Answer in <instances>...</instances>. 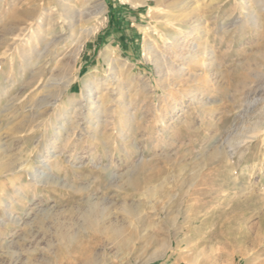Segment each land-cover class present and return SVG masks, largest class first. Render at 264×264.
Returning <instances> with one entry per match:
<instances>
[{
  "label": "rangeland",
  "instance_id": "1",
  "mask_svg": "<svg viewBox=\"0 0 264 264\" xmlns=\"http://www.w3.org/2000/svg\"><path fill=\"white\" fill-rule=\"evenodd\" d=\"M63 1L78 8L91 2L96 16L84 26L98 25L66 75L55 63L68 61L69 44L47 58L39 83L30 76L37 59L30 53L23 59L22 45L7 56L0 51V200L19 202L10 179L26 197L13 212L19 223H0V264H264V131L231 158L217 151L226 139L235 144L246 127L263 121L264 94L253 96L252 90L264 87V0L255 4L254 26L239 0H187L206 21L192 36H180L183 46L175 54L164 52L171 60L168 76L158 75L143 43L146 34L156 45L162 41H154L160 37L159 16L171 17L173 10H156L152 1L153 11L148 5L101 0L102 14L98 0ZM36 8L43 12V0H4L0 47L15 28L12 19L25 27ZM197 37L198 43L206 40L208 52L190 62L188 45ZM40 39L36 51L42 57L43 29ZM110 60L117 73L106 77ZM25 63L30 67L22 75ZM86 75L99 78L95 100L100 103L94 106L86 105L77 82ZM67 78L71 85L64 90L60 85ZM43 79L58 86L43 90ZM173 81L179 83L168 86ZM55 91L65 108L54 107L30 135L14 134L26 111L41 107L43 97ZM209 101L214 103L203 105ZM26 160L37 171L46 160L45 174L57 183H32L21 170ZM10 169L20 184L2 173ZM94 206L99 213L88 216ZM164 243L170 245L167 252Z\"/></svg>",
  "mask_w": 264,
  "mask_h": 264
},
{
  "label": "bare ground",
  "instance_id": "2",
  "mask_svg": "<svg viewBox=\"0 0 264 264\" xmlns=\"http://www.w3.org/2000/svg\"><path fill=\"white\" fill-rule=\"evenodd\" d=\"M122 1L129 2L132 5H134V7L135 6H144V5L149 6L148 2L152 1L154 3L153 7L155 6L156 10L160 9V8H168L170 10H173V15H170L171 17H168L167 15L161 16L160 14H158L161 16V17L159 16V19L162 20V23H161V26L159 27L160 31L159 30L158 31L155 30V31H156V34L160 37L157 38L158 40L154 39V41H156V43L161 39H162V41L159 42L158 45H156L155 43L152 42L153 41V40H151L152 37L151 36L149 37V34H146V39L144 40V43H143L144 56L148 60H151L153 64H155L156 69H157L156 71H157L158 75L159 74H163V75L166 74V76H168L169 72H171V69H172V68H170L171 67V60L167 59L164 52L169 51L171 54H175L176 50H178L179 48H181L183 46L181 41H179L180 36L185 34V35H187V37H190L193 35V33L195 31L197 32L199 30L198 27H199L200 23L202 21H204V22L206 21V20H204V18H205L204 13L202 14V12H200L199 8L196 5L194 6L193 3H191L190 1H187V0H122ZM244 1L245 0H239L238 4L241 7V9L245 12V17L247 18V22L250 25L254 26L255 23L253 20H254L255 4H257V6H259V5H261L260 3H262L263 0H251L250 4H248V5H246V1L245 2ZM3 2H4V0H0V9L3 6ZM69 2H64L63 0H43V12L41 10H39L38 8H36L35 11L33 10V11L29 12L27 14V16H28V18L30 17L31 21L29 24H25V27L19 28L17 18L12 19V24L15 28L10 30V32L6 34V37H8V38H5L3 41H1V42H3L1 44V47H0V51H2L1 52L2 55L7 56L12 50H14V49L17 50L18 45H22L24 48V53H22V55H21L23 59H25V57L28 58L29 53H30L31 57L34 56L37 59V62L35 64V68H33V70H30V74H31L30 76H31V78H35V83L36 82L39 83L42 76H43V78L45 77L44 74L46 71V66L48 64V62H46L47 58L54 55L55 52L57 51V49H59V47H61L63 50H65L66 45L69 44L70 48H69L67 54L64 53L66 56V57L64 56V58H65V60H68V61L64 62V60L62 61L60 59H57V62L55 63L56 67H58L60 70H62V72L66 75L68 73L69 69L72 70L73 67L75 66V64H77V60L80 56V52L82 51L85 43H87L90 40V38L93 37L95 35V33L97 32L98 25L84 26L85 24H87V22L89 20H91L94 16H96V14H94L90 10L92 3L86 2L83 5L81 4L82 6L80 8H78V7H76V5H72V4H70L71 2L70 3ZM98 2H100L99 6H100V10L102 11V14H103V12L105 11V7L102 4L101 0H98ZM220 4H221V1L216 2L213 6V9L218 8ZM153 7L149 6V9L151 11H153V9H155ZM263 11H264V9H263ZM102 14L100 15V18L96 17L97 20H100L103 18ZM212 14H214V13H212ZM211 16H213V15H211ZM177 22H179L180 24H176ZM166 23H171L170 28H167L165 26ZM95 24H96V22H95ZM75 28L77 29V31H76V33L73 34V31H75ZM42 29H43V56H42L43 57V68H38V66H41L42 63H40L41 62L40 61L41 56H40L39 50H38V52L36 51V47L40 43V40H41L40 37H41V30ZM63 30L69 31V33L65 34L63 36L62 35ZM223 30L224 29H222V31ZM176 31H178V34ZM223 32H225V31H223ZM151 33H153V32H151ZM208 33H209V29L206 30V32L202 33V38H205V36ZM221 34H222V32H221ZM200 36H201V34H200ZM200 38L201 37L195 38L196 43L190 42L188 45L189 51L187 52L186 58L190 62L193 61L194 57L196 56L195 54L200 53L201 55H205L208 52V48L205 45L206 40L203 39L204 42L198 43V41L201 40ZM18 52H17V54H18ZM56 56H59V55H56ZM53 57H55V56H53ZM50 59H52V58H50ZM68 62H70V64ZM25 64L26 65L23 67V69H21L22 75L25 74L29 69L28 67H30V66H28V64H30V63H25ZM108 64H109L108 73L109 72L110 73L111 72L117 73L116 70L114 68H112V65H111L112 60H110ZM181 71H182V68L175 69V72L173 74H175L176 76L177 75L179 76V74L181 75ZM75 73L78 75L79 70L76 69ZM108 73H106L107 74L106 77H108V76L110 77L111 74L110 73L108 74ZM76 74L74 75L73 79L75 78ZM173 78L175 79V77H173ZM48 80L45 82L43 79V82H44L43 86H42L43 90L48 91L49 88H53L55 86H58L57 84L55 85V84L48 82ZM98 80H99L98 77L89 76V75L82 76L81 78H79V77L77 78V82L85 91V96H86L85 101H86L87 106H92V105L94 106L95 103H100V101H98L99 98L98 99L96 98V100H95V93L99 88V81ZM177 82L179 83V81H177ZM177 82L173 81L168 86H170V85L175 86V85H177ZM53 83H54V81H53ZM30 85L31 84L28 83V86L26 85L27 88H29ZM70 85H71V81L67 78V81L63 82L60 85V87L64 88V90H66L69 88ZM119 86H121L120 81L117 82L116 88H118ZM62 88H59V89H62ZM93 91H95V92H93ZM252 91H253V96L259 95V94L262 95V94H264V87L263 86L255 87V89H253ZM60 94H61L60 91H55V92L50 93L49 97L48 96L43 97V100L41 101V104H42L41 107L35 109L34 111L31 110L32 108L31 109L28 108L29 110H27L26 114H25L26 117H24L22 120H20L18 122V124L13 127L14 128V134H18L21 136L30 135L31 133L35 132V130L42 128L46 116L49 114V111H51L54 107L59 106V108H60V106H61L62 108H65V104L62 103L63 101L61 103H59L60 102V100H59ZM109 102H111V100ZM213 103H214L213 101H209V102L204 103L203 105H211ZM250 105H252L251 107H255L254 103H252V102L250 103ZM81 107L82 106L77 107L78 111L80 110ZM121 108H123V107H121ZM41 109H42V112L39 111ZM38 111L40 113H38ZM60 112H61V110H60ZM125 112L126 111H125V107H124V111H122V113H125ZM93 116L95 118H97L98 112H94ZM254 118H255V116H254ZM261 118L263 120L261 123L256 121L258 123H254L253 127L251 129H249L247 127H246L247 129L245 128V130H247V131H245V130L244 131L247 132L246 133L247 135L245 134V135L241 136L240 141L236 142L235 144H232V142L230 140L226 139L225 142H222V144H220V146L218 148L216 147L217 151L222 152V153L224 151V153H226V154L228 152L229 157L231 158L232 155L234 154V152L237 151L240 146H242V145L244 146L247 142H251L252 140L258 138L264 131V117H261ZM10 130L12 131L13 129L11 128ZM68 138H70V137L68 136ZM227 141H230V143ZM45 161L46 160L40 161V163L42 164V169L50 171V168L47 166L48 164H46ZM4 168H6V167H4ZM21 170L24 171L25 174L28 175V177L30 178V181L36 185H38V184L49 185V184H56L57 183V179L54 178L53 176H51L50 174H45L44 170L37 171V169H35L34 166L29 162V160H26L25 162L22 163ZM2 173L4 175H6V173H10L11 176L17 178L16 180L18 181L19 184L21 183L20 178L16 177L15 172H13V170H11V169L6 170ZM127 180H129V179H127ZM8 181L11 184V186L14 188V190H15L14 195L18 197L17 199H19V202L15 201L12 198L7 203L0 200V208L2 209V211L4 213V220L0 219L1 220L0 223L4 226H8L9 224H18L19 223V219L14 218L13 212L16 209H20V207H21L20 202H23L26 200L25 195L21 192L23 190H19L16 187L15 184H17V183L13 182L11 179ZM235 186H237V185H235ZM194 190H195V192L194 191L193 192L198 196L199 195L202 196L205 194L204 193L205 190L201 189V191H204L203 194H201V192H199V191L196 192V190H198V189H194ZM96 211L97 210H96L95 206L90 207L89 212H88V216L94 215ZM96 213H99V212H96ZM85 221H86V219H85ZM94 221L96 222L97 220H94ZM103 223H104V221H103ZM112 225L113 224L111 223V226ZM106 226H105V228H107ZM102 229H103V226H102ZM102 231L104 232V230H102ZM113 232L116 236H118V230L116 228L113 229ZM71 240H69V241H71ZM125 241H126V239H125ZM169 247H170V245L168 243H164V251L165 252H167ZM164 255H165V253H164Z\"/></svg>",
  "mask_w": 264,
  "mask_h": 264
}]
</instances>
